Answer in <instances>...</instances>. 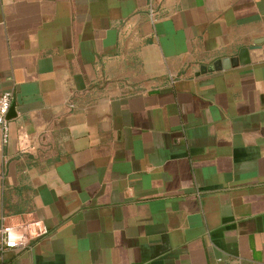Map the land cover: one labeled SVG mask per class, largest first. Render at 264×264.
Returning a JSON list of instances; mask_svg holds the SVG:
<instances>
[{"label":"crops","instance_id":"0c3cea01","mask_svg":"<svg viewBox=\"0 0 264 264\" xmlns=\"http://www.w3.org/2000/svg\"><path fill=\"white\" fill-rule=\"evenodd\" d=\"M7 90L0 264H264V0H0Z\"/></svg>","mask_w":264,"mask_h":264},{"label":"built area","instance_id":"2783aa9c","mask_svg":"<svg viewBox=\"0 0 264 264\" xmlns=\"http://www.w3.org/2000/svg\"><path fill=\"white\" fill-rule=\"evenodd\" d=\"M156 20V18H153ZM13 93L11 90L0 94V140L1 145L8 144L11 138L10 121L8 113L11 108ZM45 233L44 230L37 232L35 223L22 221L17 224H9L5 219L0 224V252L5 250L25 249L38 236ZM213 264H220V259Z\"/></svg>","mask_w":264,"mask_h":264},{"label":"water","instance_id":"95a60500","mask_svg":"<svg viewBox=\"0 0 264 264\" xmlns=\"http://www.w3.org/2000/svg\"><path fill=\"white\" fill-rule=\"evenodd\" d=\"M247 49L242 50L240 55L237 58L232 59H223L219 62H217L216 66H213L209 69V71L213 70H222V69H228L234 66H237L239 64L243 63V59L246 57Z\"/></svg>","mask_w":264,"mask_h":264}]
</instances>
